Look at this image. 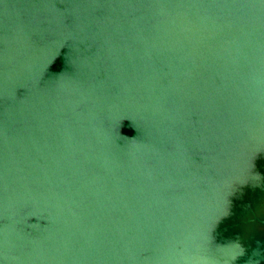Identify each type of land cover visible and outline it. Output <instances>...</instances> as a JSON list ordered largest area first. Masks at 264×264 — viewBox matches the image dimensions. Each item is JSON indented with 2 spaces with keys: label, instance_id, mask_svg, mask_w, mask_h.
I'll return each mask as SVG.
<instances>
[{
  "label": "water",
  "instance_id": "obj_1",
  "mask_svg": "<svg viewBox=\"0 0 264 264\" xmlns=\"http://www.w3.org/2000/svg\"><path fill=\"white\" fill-rule=\"evenodd\" d=\"M0 264H264V0H0Z\"/></svg>",
  "mask_w": 264,
  "mask_h": 264
}]
</instances>
